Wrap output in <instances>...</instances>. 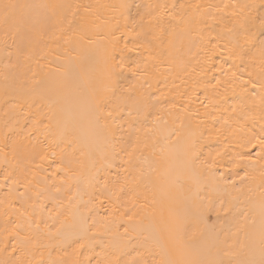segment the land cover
I'll use <instances>...</instances> for the list:
<instances>
[{"label":"bare ground","instance_id":"1","mask_svg":"<svg viewBox=\"0 0 264 264\" xmlns=\"http://www.w3.org/2000/svg\"><path fill=\"white\" fill-rule=\"evenodd\" d=\"M261 19L264 0H0V264H260ZM203 150L227 233L162 199Z\"/></svg>","mask_w":264,"mask_h":264},{"label":"rangeland","instance_id":"2","mask_svg":"<svg viewBox=\"0 0 264 264\" xmlns=\"http://www.w3.org/2000/svg\"><path fill=\"white\" fill-rule=\"evenodd\" d=\"M241 115L245 114L243 113ZM191 118L195 119V115H192ZM242 122L250 125L254 135L263 136L264 109L261 108L260 111L253 112L251 119H248L247 117ZM205 147L215 153L225 152L226 155L229 156V165L227 168L230 172L229 176H231V173L236 166V161H234L235 158H233L236 150L231 146L224 144L223 141L218 140L215 142L207 141L204 144V148ZM249 154L251 155L254 163L260 161L258 164V170L256 171L259 175H264V159L260 155V151L254 146L252 153ZM241 164L243 168L247 165L243 162H241ZM202 168H204V170H202ZM183 169L185 172L179 175L178 181L180 182L179 184H176L175 189L171 191L162 185V199L169 207L179 210L184 214L187 213V209L193 213H197L200 209L209 212L211 215V217H209V221L217 227L215 233H220V230L223 229V227L227 228L225 208L229 203V198L227 190L220 187H214L215 185H212L209 181H207V174L214 170L219 171V169L214 168L206 160L205 150L202 151L200 157L196 161L190 162L189 165H183ZM238 173L240 177L245 176L242 169L238 168ZM197 179H200L202 183L198 182ZM198 184H200V187L196 190ZM186 219L185 234L189 240L195 241L207 234L208 231L206 226L201 224L195 215L189 216ZM233 228L234 227H228L225 233L229 232Z\"/></svg>","mask_w":264,"mask_h":264},{"label":"snow or ice","instance_id":"3","mask_svg":"<svg viewBox=\"0 0 264 264\" xmlns=\"http://www.w3.org/2000/svg\"><path fill=\"white\" fill-rule=\"evenodd\" d=\"M19 7H21V6L20 5H5L6 10L7 9H15V8H19ZM7 14L8 13L6 12V15ZM260 26L262 28H264V19L260 20ZM262 44H264V42H262ZM103 106L104 105H103L102 100H97V101L93 102V107L97 113H99V111L101 110V108ZM109 115H111V114L109 113ZM261 144L264 145V141H261ZM262 227H264V220H262ZM262 243H264V240H262ZM168 264H171V262H168ZM184 264H204V262L192 260V261H185ZM260 264H264V259H261Z\"/></svg>","mask_w":264,"mask_h":264}]
</instances>
